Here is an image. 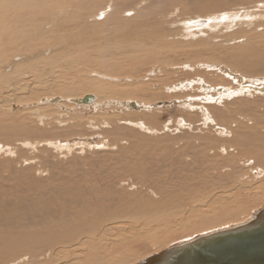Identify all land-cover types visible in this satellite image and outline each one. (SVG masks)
<instances>
[{
    "label": "rangeland",
    "instance_id": "rangeland-1",
    "mask_svg": "<svg viewBox=\"0 0 264 264\" xmlns=\"http://www.w3.org/2000/svg\"><path fill=\"white\" fill-rule=\"evenodd\" d=\"M31 1L32 4H37V1ZM45 3H47L46 0ZM106 3L108 4L105 8L96 11L98 22L105 21V16L114 18L116 7L125 8L120 10L122 13L116 17L118 20L127 24L131 19H137L136 26H141L147 21L155 23L154 26H164L166 37L170 42L175 44L180 42V45L181 43L184 45L182 44L183 46L177 50L160 49V51L156 48L151 54L146 50L136 52L133 48L138 45L134 43L123 45L119 42L125 47L124 49L131 52L129 61L121 58L123 65L118 67L110 64V59L113 57L104 54L103 60L97 56L91 57L92 67L83 66L79 57L78 63H74L75 67L68 66L64 60L48 63V65L37 64V67L34 65L36 68L33 69V74L24 76L22 81H15L7 75L6 77H11V83L0 92V192L3 193L0 196V225L4 227L1 223H5L4 220L10 218L13 209L16 208L18 211L24 206L22 203L28 201L30 195L37 192L43 193L47 189H49L47 191L51 189L50 192L56 197L59 194L57 200L36 205L35 209L33 205L26 203L25 206L29 207L28 209L31 208L33 213L29 216L30 223L22 220L23 222H19L18 226L27 224L26 227H30L37 224L36 227H39L49 220L48 212L58 211L59 213L62 210L67 213L75 210L76 207L86 210L90 205H98L99 203H95V200L100 201L105 192L103 189L114 192L118 190V196L122 192L130 197L135 194L133 200L122 202L115 200L121 207L118 206L120 211L114 215L120 218L115 219L111 224L108 223L109 225L105 224V228L101 230L102 234L110 239L109 245L114 246L112 257L125 255L123 261L117 264H135L173 244L214 229L219 231L247 222L264 206V199L255 204L248 199L239 198V195L257 198L258 190L255 187L264 185V163L261 160L264 158V150H262L264 149V88H261L264 87V0H117L112 3L106 1ZM100 13L105 15L99 16ZM126 28L129 29V27ZM116 30L115 32H120L119 34L124 33L122 27ZM97 45H82L79 49L100 51L101 48ZM104 46H108L107 42L101 44V47ZM241 54L246 55L245 59L241 58ZM258 54L260 56H257ZM51 68L54 69V74L58 75L57 78L63 77L61 81L45 73ZM38 69L43 71L34 75ZM230 72L234 74L229 75ZM239 76L241 79L238 78ZM65 77L75 82L71 85L73 88L79 85L82 87L85 81H90L109 86L110 92L115 88L116 92L104 97L97 91H89L87 87H84L69 91L71 94L75 93L73 95L64 96L65 91L57 87L58 84L66 83L63 82ZM207 85L211 87H206ZM85 95H93L95 100L85 105L72 102ZM53 99H57V102H52ZM127 101H132L131 103H135L138 108L124 105ZM111 126L114 127L111 128ZM229 145H232L233 150ZM233 151H236V154ZM201 161L205 165H202ZM206 168L212 171L209 172ZM221 169L229 173L222 172ZM192 173H195L196 177ZM83 177L92 181L90 186L96 185L101 189L95 191L86 187L82 189L87 191L86 199L73 203L75 197L77 198L82 192L77 194V186L78 181L80 182ZM94 178L97 181L92 180ZM184 178L192 179L193 189L186 187L191 182L180 180ZM173 179L180 182H172ZM241 180L256 181V183L252 188H233V185L238 186L239 182L243 184ZM171 182L174 183L173 187L164 185ZM178 187L181 192L189 193L196 189L195 199L193 198L195 201L202 193L205 192V195L206 191L212 192L213 199L217 201L209 204L212 212L211 208L200 209L208 211L204 215L206 218L203 216L202 220L213 223L206 224L207 226L195 223L194 227L184 229L185 221L179 218V223L176 222L173 224L175 227L173 225L170 227L174 235L159 239L156 237L152 243L150 238H146L148 232L141 231L143 222L138 226V223L123 219L127 211L137 212L142 209L140 212H143L145 210L135 204H149L152 209L153 204L159 202L161 196H167L170 191H179ZM57 189L60 192L55 191ZM95 192H97L96 195ZM158 192L165 193L159 195ZM184 197L187 199L188 196ZM16 198H21L22 203H18V206L15 205ZM136 201L139 203H135ZM236 202L238 203L235 206ZM239 207L243 208L241 216L229 218L228 215L234 214ZM112 209L110 207L108 211ZM123 210L124 214L120 215ZM184 215V213L181 214V216ZM192 216L194 215H190ZM17 217L23 218L20 211ZM152 229L157 230V228ZM119 237L121 240L117 243ZM123 237L128 241L125 242ZM87 246L85 245V248ZM107 248L99 246L101 250ZM61 250L59 249V252L53 255L49 253V249H45L41 256L40 254L30 256L23 261L19 259V254H16L15 259L14 253H7L1 258L0 264H47L53 258L59 261H52V264L77 262L74 258L75 254L72 260L65 259L64 255L68 251L60 253ZM81 250L80 253L84 254V246ZM32 258L34 261L31 260ZM60 258L63 259L60 260Z\"/></svg>",
    "mask_w": 264,
    "mask_h": 264
},
{
    "label": "bare ground",
    "instance_id": "bare-ground-1",
    "mask_svg": "<svg viewBox=\"0 0 264 264\" xmlns=\"http://www.w3.org/2000/svg\"><path fill=\"white\" fill-rule=\"evenodd\" d=\"M34 1H37V4L33 3L34 4V6H33L31 0H0V92H1L2 88H4L6 85L11 83V80H10L11 77L13 79H15V81H17V80L22 81L24 76H26V75H28V76L30 75L31 76V74H33L32 71H33L34 68L37 67V64L38 65L39 64L48 65V63H56L57 61L61 62V61L64 60L66 62V64H68V66L75 67L74 63L75 62L78 63L79 57H81L80 60H81V62L83 64V66H85V67H90L91 66L92 67L93 66V59H91L92 56H97L98 58H101L103 60L104 59V54H107L108 56L113 57L112 59H110L111 60L110 61L111 65H113L115 67L121 66V65H123V63L121 61V58L128 62L129 59H130L129 53L131 51L127 50V49H124L125 47L121 46L119 44V42L122 43L123 45L134 43V44L138 45L137 47L133 48L134 50H136V52L137 51H141V50H146L148 53L151 52V54L155 51L156 48H159V50L160 49H165V50H168V49L169 50H174V49H176L177 50L179 47L181 48V46L184 45L183 43H181V45H180L179 44L180 42L178 44L177 43L175 44L172 41L170 42V40L166 37L167 34L165 33L166 29H165L164 26H163L164 28L160 27V25L154 26L155 23H148L149 21L144 22L141 26H136L137 19H131L130 21H128L127 24L123 23L122 20H118L116 17L117 16L119 17L121 15L122 11H120V10L125 9V8L116 7L117 10L115 9L116 11L114 13L116 15L113 16L114 18H106V16H105V18H104L105 21L98 22L97 18H96L97 17L96 11L100 10L101 8H105L106 5L108 4V3L105 4L106 1H109V2L112 3V2L117 1V0H46L47 3H45V0H34ZM225 3L226 2H224V4ZM94 9H96V10L94 11ZM180 11H181V9H180ZM101 15H105V14L100 13L99 16H101ZM242 15H245V14H242ZM3 20H5V22ZM192 20H190V21H192ZM184 21H186V20H184ZM203 21L204 20H202V22ZM205 21H207V20H205ZM199 22H201V21H199ZM208 23H210V22H208ZM164 24H165V22H164ZM201 24H204V23H201ZM212 24H214V23H212ZM200 25L198 27H200ZM204 25H202V26H204ZM120 27L124 28V33L119 34L120 32L119 33L115 32V31H117L116 29H118ZM126 27H129V29H127ZM184 28H186V27L184 26ZM158 30H160V32ZM187 30H186V32L189 31V30L188 31ZM157 35H158V37H157ZM164 36L166 38H164ZM169 37H170V35H169ZM176 37H178V36H176ZM177 41H179V40H177ZM103 42H107L108 46L101 47V44ZM89 44H98L97 46H100L101 50L100 51H96V50L93 49V52H92L91 49H89V50H86L85 48H81V50L79 49L80 48L79 46H82V45L87 46ZM147 44H151L152 46H148ZM261 49L263 50V47H261ZM258 50L260 51V49H258ZM211 51L212 50L210 49V52ZM86 52H87V55H85ZM238 54H239V52H238ZM241 55H240L241 58L245 59L246 55H244V54H241ZM257 56H260V54H258ZM250 58L252 59L253 56L251 55ZM145 60H147V59L145 58ZM34 65L36 67H34ZM127 69H129V68H127ZM41 71H43V69L42 70L38 69L37 72H34V75H37ZM45 73L46 74H50L53 77H56L55 79L57 81H61L63 79V77L57 78L58 75L54 74L55 72H54L53 68H51L48 71H45ZM231 74H234V73L230 72L229 75H231ZM7 75L8 76L10 75L11 77H6ZM137 76H138V74H137ZM238 78L241 79V76H239ZM242 80H244V78ZM63 82H66V83L64 85L58 84L57 88L60 89V90L65 91L64 96L65 95H73L75 93L71 94V93H69V91L70 92L72 90L76 91L75 89H79V88L83 89L84 87H87V89H89V91H97L98 93L104 95V97L106 95H109L110 93H115L116 92V91H114V90H116L115 88H113L112 92H110L111 91L110 87L105 85V84H101V83H93V82H90V81H88V82L85 81V83H83L82 87H81V85H79V86H76L75 88H73V87H71V85H73V83H75L73 80L72 81L68 80L65 77ZM70 82H71V84H70ZM11 86H12V84H11ZM206 87L210 88L211 86L207 85ZM117 88H118V86H117ZM261 88L263 89L264 87H261ZM222 90H225V89H222ZM136 92H138V91L136 90ZM118 101H120V100H118ZM121 101H122V99H121ZM131 102L132 101H129V102L127 101V102H125L124 105L128 106V105H130ZM224 118H225V116H224ZM236 119H234V120H236ZM112 127H114V126H111V128ZM243 131H242V133H243ZM257 135H259V134H257ZM246 140H247V138H246ZM248 140H249V138H248ZM229 144H230V142H229ZM235 146H237V145H235ZM111 148L113 149V147H111ZM232 150H233V148H232ZM262 150H264V149H262ZM257 151H258V149H257ZM235 152L236 151H233V153H235ZM230 154H232V153H230ZM224 155H226V154H224ZM232 156L233 155H231V157ZM131 157H133V156H131ZM224 158H222V159H224ZM236 158H238V157H236ZM210 159H212V158H210ZM215 159H214V161H215ZM263 159L264 158L261 159L263 161L262 163H264ZM128 161H130V159ZM204 161H206V160H204ZM125 162H126V160H125ZM113 163H114V160H113ZM115 163H117V162L115 161ZM126 163L128 165H130L128 162H126ZM227 163H228V161H227ZM231 163H232V161H231ZM239 163L242 164L243 162H239ZM122 164H123V162H122ZM127 164H126V166H128ZM201 164L205 165V164L202 163V161H201ZM113 165H115V164H113ZM117 165H119V163ZM144 165L146 166L145 163H144ZM144 165L142 164V166H144ZM243 166H244V164H243ZM204 167H206V166H204ZM213 167H212V169H213ZM127 168H129V167H127ZM144 168L146 169V167H144ZM222 168H224V167H222ZM149 170H150V168H149ZM149 170H146V171H149ZM208 171L210 172L212 170H208ZM221 171L224 172L225 170L223 171L221 169ZM133 172L135 173V171H133ZM225 172H228V171H225ZM115 173H117V172L115 171ZM211 173H213V172H211ZM232 173H233V171H232ZM119 174H120V172H119ZM192 174L194 175L195 173H192ZM133 175H135V174H133ZM161 175H162V173H161ZM166 175H167V173H166ZM162 176H164V174ZM194 176L196 177V175H194ZM198 176H199V174H198ZM224 176H225V174H224ZM86 178L87 177H83V178H81L80 182L78 181L77 194L80 191H82V189H86V187L90 188V190H95V191H99V189H101L100 187H97L96 185L90 186L92 181L89 180V179L87 180ZM141 178H143V177H141ZM155 178H156V176H155ZM110 179H111V177H110ZM176 179H173L171 181L175 182V183L177 181L180 182V180H185V182H191L186 187L189 188V189H191V188L193 189L192 186H194V185L192 183V179L184 178V179H180V180H177V181H176ZM92 180H96V179L94 178ZM106 180H108V179H106ZM135 180H136V178H135ZM168 180H169V178H168ZM201 180H203V179H201ZM115 182H116V180H115ZM172 182H171V184L164 183V185L172 186L174 184ZM181 182H183V181H181ZM244 182H246V181L244 180ZM244 182H243V184H240V182H239V185L237 184L238 186H236V184H235V186L233 185V188H235V189L236 188H238V189L252 188L253 186H255V183H256V181H247L246 183H244ZM107 183L109 184V182H107ZM199 183H200V181H199ZM133 184L131 185V187L133 186ZM139 184H141V182ZM156 184H158V182ZM113 186H115V185H113ZM184 186H185V184H184ZM214 186H215V184H214ZM36 187H37V185H36ZM82 187H84V188H82ZM137 187H139V186H137ZM231 187H228V188H231ZM181 188H182V186H181ZM196 188H198V187H196ZM255 188L258 190L257 198L255 196L245 197L244 195H239L240 196L239 198H242L243 200L245 198V199H248L249 202L257 204L258 201H261L262 199H264V196H262L263 193H264V185L263 186H256ZM157 189L159 190V187ZM161 189H163V188H161ZM178 189H179V187H178ZM47 190H49V189H47ZM47 190L45 191L46 193L45 192H43V193L37 192L35 194L30 195L29 198L27 197L28 201L24 200L25 201L24 203L20 202L21 198H19V199L16 198L15 199V200H17L15 205H17L18 203H22L24 205L18 211H20V213L23 216V218L25 216L26 217L24 219L21 218V217L18 218L17 217L18 216V211L15 208V209H13L11 211L12 215H10V218L5 219L4 220V222L6 221L5 223H1L4 227H2L0 225V262H2L1 258H3L4 254H7V253L8 254L9 253H11V254L14 253L15 254V259L17 258L16 254H19V259H21L23 261L24 259H29L30 256H38L39 254L41 256L45 249H49L50 250L49 253L51 252L53 255H56L59 252V249H62L60 251V253H66L68 251V253H66V255H64L65 259H71L72 260L73 255L75 254L74 258H75V260L77 262L74 263V264H117V263L123 261V257H125L124 254H120V255H116L115 257H112V255H113L112 250H114V246L109 245L111 243L109 241L110 239L106 235L102 234L103 231H101V230H103L105 228V224H108V223L111 224L112 222L115 221V219H119L120 218V217H118V215H114V214L118 213V211H120L118 209V206H120L118 201L122 202V201L133 200V197L135 196V194L131 195L132 197H130V196L125 195L120 190L122 193L118 196V193H119L118 190H117V192H114L113 190H109V189H105L104 190L103 189V191H105V192H103L104 195H102V197L99 196V197H101L100 201L95 200V203H99L98 205H94V206L90 205V206H88V209H86V210L84 208H82V207H76L75 210L69 211L67 213L65 211H62V210H60L59 213H58V211H52L51 213L48 212V215H50V217L48 219L50 221L47 220V223H44L41 226L38 225L39 227H36L37 224H36V226H30V227H26L27 224L25 226H18L17 224L19 222H21L22 220H25L27 223H30L28 221L29 220V216H31L33 213H32V209L31 208L28 209L29 207L25 206L26 203H29V204L33 205L34 209H35L36 205H41L43 203L45 204L47 201L48 202L46 204H48L50 202H53V201L57 200L59 194L56 197L54 195V193L52 194L50 192L51 189H50V191H47ZM58 190L59 189H57L55 191L60 192ZM167 190H170V189H167ZM176 190H177V188H176ZM176 190H174V191H176ZM180 190L181 189H179V191ZM195 190L196 189H194L193 191L190 190L191 191L190 193L187 192V191L186 192H181L180 191L181 193L179 191H176V192L170 191V192H168L170 195L167 194V196H161V198L159 197L160 201H162V200H165V201H162V202L159 201L156 204H153L152 209L150 208L151 206L149 207V204H142V203L141 204H135L137 206H140L139 208H143V209L145 208V210H143V212H140V210H142V209H140L139 211L137 210V212H135V210L132 211V212H128V211L125 212L124 211L125 208H123L124 210H123V212L120 213V215L122 213L124 214V212H125L126 214L123 216V219L124 218L125 219H129L130 221L138 223V226L143 222L144 224L141 225L143 229L141 231L143 233H147L148 232V235L146 236V238L147 239L150 238V241L152 243L156 240L155 239L156 237H157V239H159L160 237L167 238V237H171L172 235H174L170 231L171 230L170 227L174 223L178 222L179 218H182V220L185 221V222H183V223H185L184 229H187V227H194L195 223L207 226V225H209V224H211L213 222L212 221L211 222H206V221L202 220V217L205 214H207L208 211L201 210L200 208H205V207L206 208H211L209 206V204L215 203L217 201H215V199H213L214 195L212 194V192L209 193L207 191H206L205 195H204L205 192L201 194V192L197 191L201 195L197 194L200 197L198 199H196V201H195L194 200L195 199L194 197H195V194H196ZM52 191H54V190H52ZM152 191L153 190H151V193H152ZM209 191H210V189H209ZM228 191L229 190H227V192ZM75 192H74V194H75ZM86 192L87 191L83 190L78 195L77 198L74 196L75 199L73 200V203H75L76 201H81V199H86V197H85V193ZM1 193L2 192H0V196H1ZM88 193L90 195V191H88ZM96 193L97 192H95V195H96ZM164 193H159V195L160 194L164 195ZM249 193H252V192L249 191ZM152 195H153V193H152ZM184 196H188L187 199ZM235 196L236 195L234 194L233 198ZM44 197H46V198H44ZM117 199H118V201L115 202V200H117ZM157 201H158V199H157ZM166 201H168V203ZM227 201H229V200H227ZM240 201L244 202L242 200H240ZM135 203H139V201H136ZM219 203H220V201H219ZM231 203H233V202H231ZM237 203L238 202L235 203V206L237 205ZM252 203H249V204H252ZM246 204H244V205H246ZM135 205L133 206L134 208H135ZM240 205H242V204L240 203ZM13 206H14V204H13ZM51 206L55 207L54 204H51ZM252 206H253V204H252ZM110 207L113 208V209L108 211V209ZM39 208H41V207H39ZM44 210H46V209H44ZM242 210H243V208L239 207L238 208V211H240L239 214H238V211H236L234 214L228 215V217L229 218L237 217L238 215H240ZM244 211H246V210H244ZM211 212H212V208H211ZM183 213L185 215L181 216V214L183 215ZM190 215H194V216L190 217ZM115 217H118V218H115ZM205 218H203V219H205ZM225 218H227V216ZM35 220H38V219H35ZM34 224H35V222H34ZM181 227H183V226H181ZM152 228H157V230L152 229ZM173 230H174V228H173ZM216 230L217 229H214V230H211V231L206 232V233L214 232ZM206 233H203V234H206ZM157 235H159V236H157ZM74 238L76 239V241H74L75 240ZM134 238H136V237H134ZM190 239H187V240H190ZM120 240H121L120 237L117 238V243ZM187 240H184V241H187ZM103 241H106V242H103ZM124 241L127 242L128 240L124 238ZM184 241H182V242H184ZM124 244H126V243H124ZM85 245L86 246L88 245V246L85 248ZM101 245L102 246H106L108 248L104 249V250H101V249H99V246H101ZM122 245L123 244H121V246ZM82 246H84V249H85V253L84 254L80 253L82 251L81 250ZM149 247H151V246H149ZM155 247H154V249H155ZM147 249H148V247H147ZM33 258L31 260H33ZM61 259H63V258H60V260ZM48 260H50V259H48ZM36 261H38V260H36ZM52 261L57 262V261H59V259L56 260V258H53ZM52 261L47 262V264H52ZM65 261H67V260H65ZM13 262H15V260Z\"/></svg>",
    "mask_w": 264,
    "mask_h": 264
},
{
    "label": "water",
    "instance_id": "water-1",
    "mask_svg": "<svg viewBox=\"0 0 264 264\" xmlns=\"http://www.w3.org/2000/svg\"><path fill=\"white\" fill-rule=\"evenodd\" d=\"M93 100L95 96L85 95L72 102L85 105ZM135 264H264V206L247 222L197 235Z\"/></svg>",
    "mask_w": 264,
    "mask_h": 264
}]
</instances>
